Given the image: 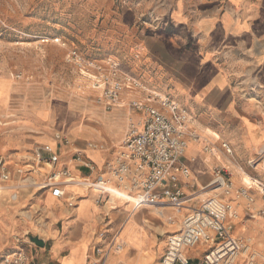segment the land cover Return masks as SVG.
I'll use <instances>...</instances> for the list:
<instances>
[{"label":"rangeland","instance_id":"374dc122","mask_svg":"<svg viewBox=\"0 0 264 264\" xmlns=\"http://www.w3.org/2000/svg\"><path fill=\"white\" fill-rule=\"evenodd\" d=\"M224 9L226 0H0V154L8 156L26 149L25 155L32 158L36 146L60 145L64 137L72 140L73 127L88 133L85 143H93L98 146L96 149L107 153L106 166L114 159L126 133L127 113L133 111L131 102L142 94L125 90L120 96V105L109 101L106 92L111 88L109 80L113 67L121 75H133L149 90L179 101L174 96L179 65L166 51L167 39L177 36L188 43L199 20L211 16L221 19ZM213 55L212 62L230 78L237 92L247 98L253 97L257 85L250 84L248 79L258 75L261 64L258 56L264 57V36L259 38L256 48L220 46ZM126 95L129 99L124 101ZM183 106L189 112V106ZM54 109L63 111L67 123L73 125L56 129ZM191 119L202 123L200 129L204 134L206 121L201 112L197 111ZM210 131L209 134H213ZM212 143L208 142L212 151L206 154L222 156V161L214 164L210 180L220 170L227 173L239 190L242 182L238 178L246 174L253 182L260 180L264 184V160L258 158L264 144L246 159L247 150L242 152L233 145V154L225 155L220 152L223 149L221 141ZM47 170L42 168L44 172ZM202 187L197 186V197L189 206L199 207L209 196L221 194V191ZM34 190L31 185L21 187L16 201L11 199L9 190L0 193V222L7 221L31 234L44 236L56 227L49 212L52 205L33 198ZM206 190L211 193L200 197ZM111 197L109 208L111 205L119 208L107 211L111 219L106 222L125 223L127 215L131 218L128 211L134 204ZM263 207L258 215L249 209L246 212L238 209L239 218L232 219L238 222L233 225L232 234H239L251 244L260 255L261 264H264V228L260 225L259 237L255 223L264 220ZM160 210L166 218L156 207L144 210L153 226L151 233L158 237L156 246L152 244V252L145 255L152 258L156 255L159 263L167 250L168 238L181 229L184 218L181 215L179 219L178 211L171 206ZM187 211L179 213L186 215ZM13 230L9 232L25 236L22 230ZM123 231L121 237L125 236ZM133 231V243L145 244V231ZM208 248L204 243L191 248L195 251L194 264H201ZM124 252L123 249L121 252L114 250L113 254Z\"/></svg>","mask_w":264,"mask_h":264},{"label":"crops","instance_id":"0c3cea01","mask_svg":"<svg viewBox=\"0 0 264 264\" xmlns=\"http://www.w3.org/2000/svg\"><path fill=\"white\" fill-rule=\"evenodd\" d=\"M262 36H264V0H226V9H224L221 19H215L211 16L199 20L190 34L188 43L187 40L177 36L167 39L168 49L166 51L169 57L179 65L176 70L178 82L175 83L174 96L183 105L189 106L188 110L192 118L193 114L198 111L201 112V116L206 121L204 134H202L200 129L202 123L192 119V126L198 132L199 139L196 141L188 140L182 159L183 163L191 170L188 181H192L193 187L191 184L185 188L189 194L194 193L197 186H204L210 182L214 164L219 160L222 161V156L216 157L206 154L208 151H212V149L209 150L208 142L212 141V144L215 145L221 141V147L226 142L232 150L233 145L242 152L247 150L249 156H246V159L255 153L258 146L264 144V57L258 56V63H261L257 72L258 75L248 79L250 84L257 85L253 93L254 96L250 98L240 95L237 88L233 87L230 78L225 76L220 68L212 62L213 52L216 48L220 46L236 47V45L240 48L243 47V49H250L252 46L256 48V44ZM203 50L204 52H202ZM209 75H211L210 78H208ZM140 96L142 97L143 94ZM128 99V95L124 96V101ZM132 112L127 113L126 126L130 121L139 120L140 115ZM224 122L227 123L224 125ZM125 124L123 125L125 126ZM208 130L216 132L220 138L209 134ZM88 138V133L81 131L72 134V140L68 145L51 144L54 147L59 146L61 149V163L58 166L67 165L77 178L98 177L106 170L104 163L107 159V153L103 150L90 148L88 143H85ZM43 141L45 142L46 139ZM215 148L218 147L215 146ZM221 150L220 152L223 154L222 152L225 150ZM76 151H81L82 161L74 159ZM27 152L26 149H21L19 152L8 156L21 164H25L32 160L31 157L25 155ZM226 160L228 161V159ZM83 161L92 163L93 169L86 168ZM238 179L241 182L242 176ZM183 180L186 181V179ZM232 183L234 186L232 199L235 200L236 211L242 209L246 212L249 209L257 215L260 214L263 202L258 190H253L251 195L254 202H250L247 197L237 196L238 185L235 182ZM244 185L245 183H242L240 188H243ZM69 192L79 196L77 206L74 209L68 208L63 200L55 199L50 193H47L43 199L37 198L41 202L43 200L44 204L52 205L49 212L52 223L56 226L43 236L46 239L45 247L37 246L27 236L20 237L9 232L10 229L22 230L17 225L7 221L0 222V264H5L3 261L7 254L20 249L28 256L25 264H91V262L100 260L95 248L103 246L99 236L102 231H107L108 237L112 233L118 234V240L125 250L121 255H109L103 264H160L156 261V255L154 258L145 255L148 251L152 252V244L155 243L154 246H156L158 240L156 234L151 233L153 226L149 223L146 218L147 214L144 212L147 207L139 209L133 207L135 222L141 225L147 235L144 240L145 244L137 246L133 243L135 238L127 236L130 233L121 237L124 225L130 218L128 215L125 223L121 221L106 222L108 218L111 219L107 211L119 208L115 205H111L109 208L108 204L112 202V197L110 199L104 197L99 201L97 194L86 192L77 185L70 186ZM125 203L130 202L125 200ZM149 213L152 214V212ZM238 213L237 215H239ZM181 215L184 217L185 212L182 214L178 212L177 217L180 219ZM238 218L239 216L235 219ZM231 222L234 226L238 224L234 220ZM59 224L61 227L58 226ZM255 225H257L255 231L260 237V225L263 226L261 228H264V220L257 221ZM22 231L23 233L27 232ZM236 235L240 236L239 234ZM187 252L192 263L195 262V256H193L195 251L189 249Z\"/></svg>","mask_w":264,"mask_h":264},{"label":"built area","instance_id":"2783aa9c","mask_svg":"<svg viewBox=\"0 0 264 264\" xmlns=\"http://www.w3.org/2000/svg\"><path fill=\"white\" fill-rule=\"evenodd\" d=\"M119 72L113 67L109 80L111 88L105 94L107 99L114 105H120V96L125 90L140 91L145 98L143 101V97L132 100V110L140 115L139 120L129 122L120 148L106 165L105 172L98 177L77 178L67 165L59 167V146L70 143L64 137L60 142L62 145L57 147L51 144L35 147L32 160L25 164L0 154V192L9 190L12 192L11 199L16 201L19 189L31 185L35 188L34 198L43 199L50 193L55 199L63 200L68 208L74 209L79 196L69 192L72 185L97 194L99 201L104 197L109 199L120 191L126 194L122 199L134 200L136 209L171 206L177 211L188 210L181 229L168 238L167 250L160 264H193L187 251L200 243L209 245L201 264H261L260 255L252 249L251 244L232 234L231 220L238 215L235 200L232 199L234 186L227 173L216 171L214 178L202 187L221 191L220 196H209L199 207L188 205L197 195L185 190L187 185L192 184L193 187V183L188 181L191 170L182 159L188 140H198L199 134L192 126L187 109L179 101L149 90L133 75H121ZM88 146L98 147L93 143H88ZM222 147L227 154L233 153L228 143L224 142ZM258 158L264 160V147ZM74 159L82 161L81 151H76ZM83 165L89 170L93 169L90 162L83 161ZM42 168L48 170L44 172ZM254 189L258 190L264 202V184L260 181L245 183L236 194L254 202L251 195ZM262 211L264 214V207ZM99 234L103 246L95 249L100 260L91 264H103L114 250L121 252L123 249L118 234L112 233L109 237L107 231ZM27 260V254L20 249L7 254L3 262L25 264Z\"/></svg>","mask_w":264,"mask_h":264},{"label":"bare ground","instance_id":"6f19581e","mask_svg":"<svg viewBox=\"0 0 264 264\" xmlns=\"http://www.w3.org/2000/svg\"><path fill=\"white\" fill-rule=\"evenodd\" d=\"M196 79V78H195ZM197 82V81H196ZM194 83V82H193ZM197 84V83H196ZM195 84V85H196ZM61 105V104H60ZM58 106V105H57ZM62 106V105H61ZM59 108V107H58ZM64 109H65V107H64ZM48 111V110H47ZM66 111V110H65ZM65 114V113H64ZM64 114H63V111H61V110H59V111H57L56 109H54V111H53V124H54V127L56 128V129H58V130H61L62 128H69V127H71L72 125L71 124H68L67 123V119L65 120V117H64ZM47 115H48V113L46 114V117H47ZM103 116H105V115H103ZM109 120V119H108ZM50 121V120H49ZM107 121V120H106ZM110 121V120H109ZM119 121H120V119H119ZM109 123V122H108ZM117 123V122H116ZM126 123H127V121H126ZM118 124V123H117ZM112 125H114V122H112ZM120 125H121V122H120ZM112 127V126H111ZM72 128V133L73 134H77V133H79V131H76L75 129H73V127H71ZM126 128H127V126H126ZM119 130V129H118ZM210 133H213V134H215V135H213V134H211V135H213V136H215L216 138H220V136H219V134H217L216 132H214V131H210ZM115 134H116V132H115ZM214 140V139H213ZM216 141V140H215ZM220 161V160H219ZM245 175V174H244ZM241 182L244 184V183H246V184H251L253 181L251 180V178H250V176H248L247 174L243 177L242 176V179H241ZM0 193H2V192H0ZM207 193H211V190L210 191H204V192H202V193H200V197L202 196V194H207ZM114 196H117L118 198H122L123 196H126V194H123V193H121L120 191H116L115 192V194H114ZM131 198V197H130ZM125 201V200H124ZM127 202V201H126ZM128 202H131V203H133L134 204V200L131 198L130 199V201H128ZM130 207H128L127 209H129ZM164 208H166V207H164ZM157 210L159 211V213L163 216V217H165L166 218V215H165V213L163 212V211H161L160 210V208H157ZM133 209L132 208H130L129 209V211L128 212H131V218H130V220H129V222H127V225L125 226V229H124V234L125 235H127L128 233H130L129 235H127L128 237H130V238H132V236L134 235L132 232H134L133 231V229L135 230V232H136V230L137 231H139V230H142V227H141V225H139V223H136L135 222V219H134V216H133ZM178 212H181V210L180 211H178ZM172 221V223H174L173 222V220H171ZM145 223V222H144ZM145 226V225H144Z\"/></svg>","mask_w":264,"mask_h":264},{"label":"water","instance_id":"95a60500","mask_svg":"<svg viewBox=\"0 0 264 264\" xmlns=\"http://www.w3.org/2000/svg\"><path fill=\"white\" fill-rule=\"evenodd\" d=\"M25 236L29 237V240L39 247H45L46 239L40 234H31L29 231L25 233Z\"/></svg>","mask_w":264,"mask_h":264}]
</instances>
